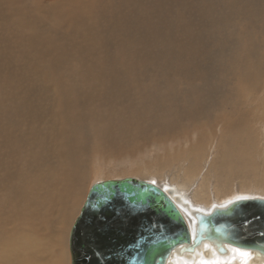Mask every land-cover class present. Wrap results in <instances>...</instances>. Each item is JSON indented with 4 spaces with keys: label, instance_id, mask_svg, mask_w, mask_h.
I'll use <instances>...</instances> for the list:
<instances>
[{
    "label": "bare ground",
    "instance_id": "obj_1",
    "mask_svg": "<svg viewBox=\"0 0 264 264\" xmlns=\"http://www.w3.org/2000/svg\"><path fill=\"white\" fill-rule=\"evenodd\" d=\"M45 1L54 2L55 23L49 25L51 21L39 13L26 22L39 38L48 40V47L40 50L43 59L32 60L42 68L44 76L34 86L30 84L32 90L26 88L19 96H9V107L3 104L0 112V124L13 123L16 127L10 132L0 131V142L15 156L4 164L18 167L0 176V216L9 218L10 222L5 224L8 228L13 226L12 231L17 234L21 233V222L35 219L23 202L24 196L32 204L53 203L54 219L60 220L61 230L54 231L51 237L45 234L37 239L45 244L58 242L62 249L55 253L54 260L47 259L49 254L42 256L34 251L25 255L15 250L4 264H68L64 248L69 238L66 231L70 232L68 226L84 193V186H78L80 176L86 181L90 174L92 144L123 153L134 142L148 141L158 132L164 134L178 129L181 118L185 119L183 123L189 122L187 125L208 124L210 118L219 127L210 125V131L201 137L193 131L195 143L191 144L194 145L180 153L172 148L173 153L162 163L161 153L160 159L152 155L155 158L151 160L141 156L140 161L132 160L136 164L132 166L131 176L171 187L194 208L205 212L237 197L264 198V0L155 1L164 4L146 0ZM37 10L50 16L44 10ZM0 16L6 17L4 21L10 19L3 13ZM186 18L202 25L191 43L184 38L188 29ZM182 40L186 42L180 44ZM214 53L219 54V61L210 58ZM239 53L245 55L246 63L237 71L232 64L235 58L239 59ZM10 62L2 63L0 57V65L8 67ZM137 66L143 70L137 71ZM130 75L131 78L152 75L166 88L179 82L186 86L184 93L187 94L192 93L187 86L197 85L209 96L191 97L188 105L181 104L178 98L177 103L159 109L149 106L153 110H147L148 99L137 97L151 85L149 82V86L145 85L144 78L129 83ZM50 91L54 92L51 96ZM112 96L123 100L113 105L108 100ZM21 97H26V102ZM228 97H235L236 106L230 111L232 119L221 120V110L217 114L213 111L221 109ZM26 105L30 107L28 117L24 116L28 111ZM135 107L139 112L134 111ZM8 108L12 109L13 116ZM257 116L261 120H253ZM156 120L161 122L160 127H155ZM249 122L256 134L252 138L241 135ZM18 128L25 131L20 132ZM233 129H236V148L232 147ZM131 130L136 133L130 134ZM87 136L90 137L84 139L86 153L85 146L78 145ZM237 143L251 146L242 148ZM75 151L77 156L84 155L80 162L73 158ZM234 155L236 159L232 158ZM127 159L130 160L129 156ZM132 161L129 163L133 164ZM109 178L118 176L103 179ZM252 194L258 196H246ZM3 196L7 199L6 206L2 205ZM19 203L23 206L20 212ZM184 216L191 229L185 212ZM3 232L1 240L8 236L0 224V234ZM228 248L226 256H219L212 249L211 258L205 259L200 251H195L190 260L181 259L180 263L175 260L174 264H246V255L241 256L234 247Z\"/></svg>",
    "mask_w": 264,
    "mask_h": 264
},
{
    "label": "water",
    "instance_id": "obj_2",
    "mask_svg": "<svg viewBox=\"0 0 264 264\" xmlns=\"http://www.w3.org/2000/svg\"><path fill=\"white\" fill-rule=\"evenodd\" d=\"M101 188L113 196L102 210L94 207ZM247 198L205 212L173 188L144 179L95 182L70 230L71 264H174L195 251L205 259L212 249L226 256L229 246L247 253L246 264H264V198Z\"/></svg>",
    "mask_w": 264,
    "mask_h": 264
},
{
    "label": "rangeland",
    "instance_id": "obj_3",
    "mask_svg": "<svg viewBox=\"0 0 264 264\" xmlns=\"http://www.w3.org/2000/svg\"><path fill=\"white\" fill-rule=\"evenodd\" d=\"M38 1L39 0H23L22 2H11V0H0V13H3V14L8 15L10 17L9 20L4 21V18H6V17L0 16V32H1L0 35L1 34L3 35V36H0L1 37V39H0V52H3V54L0 53V55H1L0 57L2 58V63H4V61H5V64H6L7 62L11 61L9 63L10 65L8 67L5 65H0V112L2 110L3 104L6 105L7 107H9L7 105L9 96H11V95L19 96L20 93L23 92L26 88L31 89L30 84H32L31 86H34L33 84H35L38 81V79H40L44 76L42 73V68H40L37 63H32V60L35 59L38 62V61L43 59L44 54H43V52H40V50H43V48L48 47V45H49V43L47 42L48 40L44 37H41V36L39 38L37 36V34L28 26V24L26 22H29V20L33 17V14L35 15V14L39 13V14L43 15L44 18L48 22L51 21L49 23V25L50 24L52 25V23L53 24L55 23L54 15H55V12L57 10H56V8H54V10L52 9V5L54 4V2H47L45 0H43V1L41 0V2H38ZM48 1H50V0H48ZM155 1L156 0H146V2H154L155 4H164L163 2L160 3V2H155ZM37 8L46 11L47 13L50 14V16H48L44 12L38 11ZM1 17H2V19H1ZM5 22L7 25L5 24ZM185 25L187 26L188 29L185 31L186 36L184 38H186V40L188 41L187 43H191V41H193V39H192L193 36L197 32L200 31V28L202 27V25L197 20L192 19L191 21H189L187 18H186ZM3 33H5V34H3ZM8 33H9V35L7 36ZM5 36H6V38H5L6 40L4 39ZM2 37H3L4 44L2 43ZM7 37H8V39H7ZM9 37H11V38H9ZM235 39H236V37H235ZM44 41H46V43ZM183 42H186V41L182 40L180 42V44ZM5 45L7 47H10V48H8V51H6L7 47ZM4 46L6 48L3 49L2 47H4ZM9 50L12 52H10ZM234 50H236V45L234 47ZM8 56H10V57H8ZM4 57H7L6 58L7 60L6 59L4 60ZM212 57L215 58L217 61H219V54L218 53H214L210 58H212ZM238 57H239V59H237V58L234 59V63L232 64V66L237 67L238 68L237 71H240V70H242V68L244 67V65L246 63V57L243 53H239ZM8 60H10V61H8ZM136 69H138L137 71H139V72H141L143 70V68L141 66H137ZM202 71H204V70H202ZM141 78H144L146 80V83H144L145 85H147L149 83H150L149 85H151V88L147 87L146 90L142 91V95H139L137 97V98L145 97L148 99V102L146 104L147 110H153V109H149V106H153V107H156V109H159L157 107L168 106V105L172 104V102L177 103V101H175V100H179V99H181V101L179 100L181 102V104L188 105V102L191 100V97H197L198 99H200V98L202 99V98H208V96H209L208 93H205L201 87L197 88L196 87L197 85L196 86H187V89L191 88L192 93H190V94L184 93L186 86L179 83V82H176V83L174 82L176 85H174V86L171 85L172 87L171 86L169 87V88H173L171 90L168 87L166 88L164 84H158L155 81L154 76H152V75L147 76V77L137 76V77H132V78L130 75V78H128V81L130 83L131 81L138 80ZM185 82L189 83V80H185ZM161 83H163V82H161ZM149 85H147V86H149ZM130 87H131V85H130ZM235 87H236V85H235ZM53 94H54V92H52V91H50L48 93V95H50V96ZM32 95L37 96V93H33ZM175 97H177V99ZM234 98L235 97H228L226 102L223 103L222 108L219 110L218 109L214 110L213 113L216 112L215 114H217L221 110V112L219 114L221 120L225 119V118L226 119H232V117L230 116V111L232 110L233 105L236 106V99L234 101ZM20 100L26 102V97H21ZM108 100L111 101L114 105L116 103H119L120 100H123V99H120L119 97L116 98V97L112 96V97H109ZM120 108L122 110L124 109L121 106H120ZM8 110L11 112V114L13 116L12 109L8 108ZM25 110H28V111H25L24 116L28 117L30 115V111H29L30 107L28 105H26ZM139 110L140 109H138L136 107L134 108L135 112H139ZM163 115H164V112L162 111L161 116H163ZM179 119H180V115H179ZM182 119L183 118H181L182 123L180 121H178V123H180L178 129L176 128L173 131L167 132L164 134H160V132H158V134H154L152 136V139L149 138L148 141L134 142V143H132V145L131 144L129 145L130 148H129V146H128V148H125L124 149L125 151L123 153L119 152L120 150L115 151L116 153L108 151L107 149L105 150V148L103 147L102 144H99L100 146L99 145L95 146V144H92L90 149H93V153H92L93 157H92L90 165L88 167L90 174H89V177L87 178L86 181L84 180L82 174L80 176L78 186L79 187L84 186V190H83L84 193H83V196L81 197L80 201L78 202L79 208L77 209L76 214L73 215V218H72V221L70 224L72 225L74 223L76 217L80 213V209H81V207H82V205L86 199L88 191L94 182L99 181V179H103V178H107V177H111V176H118V178H123L127 175H130V174H132V173H130V171L133 172L132 166L135 165L136 162L140 161L141 159H144L147 161V160H151L157 156V158H159V159L161 157V163H162L165 161V158L167 159L168 155L173 153V151L180 153V152L185 151L187 149L186 147H189L190 145H192V146L194 145V144H191L194 142V141H192V140H194V139H192L193 134H195V133H193V131L198 132L199 133L198 136L201 137V135H205L208 130L210 131V129H209L210 125L219 127V125L214 124L212 121L210 122L209 121L210 118H208V124L205 122H201L200 124L195 123L192 125L191 124L187 125V124H189V122L186 123L185 121H184L185 123H183V120H185V119H183V120ZM255 119H257L258 121L261 120L260 116L253 118V120H255ZM160 126H161V122L156 120L155 127H160ZM194 127H195V130H193ZM14 129H16V127L13 123L10 126H4V125L0 124V131L4 130L5 132H10ZM18 129L20 132L25 131V128H18ZM129 132H130V134L136 133L135 130H131ZM172 135L174 136V138ZM241 135L244 137H247V138H252V137L256 136V134L253 130V127H251V122H249L247 124V127L242 130ZM170 136H172V137H170ZM89 137L87 136V137L82 138L79 142V145H78V146L84 145L86 148V151H85L86 153L88 152V147H87L86 141L84 139L85 138L88 139ZM188 138L190 140L187 141ZM176 139H178L179 141ZM231 139H232V147L236 148V129L232 130ZM169 140H170V142H169ZM84 141H85V143H84ZM172 141H173V143L175 142V144H173ZM177 141H178V145H176ZM189 141H192V142H189ZM170 143H172V145ZM163 144H164V146H163ZM237 144L242 148L247 147V146H251L250 143H246L243 145H241L239 143H237ZM137 145H138V147H137ZM178 146L179 147L183 146L181 148L183 150L178 148ZM254 146H258V145L254 144ZM134 147L138 151H135ZM169 148L171 150H169ZM172 148H177V149L173 150ZM152 149H153V151H152ZM178 149H180V150H178ZM141 150L143 151V154L141 153ZM76 151L74 153L73 158L77 162H80L81 159L84 157V155L77 156ZM121 151H123V150H121ZM171 151H172V153H171ZM137 152H138V154H142V155H138ZM160 153H161V156L159 155ZM152 155H155V157L154 156L152 157ZM128 156L130 158L129 161L127 159ZM11 157H15V156L12 154L11 151H9V149L6 147V145L4 143L0 142V162L2 163V166L0 167V176L7 174V172L12 170V169H18V167L14 166V165L8 167L7 165L4 164ZM132 157H133V159H132ZM96 158H97V160L95 161L96 162L95 163L94 160ZM138 158H139V160H138ZM232 158L236 159V155L232 156ZM132 160L136 161L135 164ZM131 161L133 164L129 163ZM98 163H101V165H99ZM10 164L11 163H9V165ZM94 164L96 166H94ZM101 168H102V171H100ZM132 177L139 178V177L133 176V175H132ZM109 179H112V178H109ZM140 179H142V178H140ZM103 180H105V179H103ZM36 190H38V189H36ZM38 191L44 192L46 190H38ZM246 196H258V195L252 194V195H246ZM24 197H23V202H24V204H26L30 208L29 211L35 215V219H34V221H31V222H24V221L21 222L20 226H19V230L21 233L15 234L12 231L13 226L8 228L9 226L5 224V222H10L9 218L7 216H5L3 219V217L0 216V224L4 225V227L7 230V236H8L4 240H1V238H0V264H4L8 260L7 257L11 256V254L15 250H21L25 255L29 254L30 252H34V251H35L34 252L35 254H38L40 252V254L42 256L49 254L47 259L54 260L56 258L55 253H57L58 251H61V249H62L61 247H59L58 242L49 241L48 243L45 244L39 240L40 237H43V235L46 236L49 234L51 237L53 235L52 233H54V231L58 232L61 230L60 229L61 228L60 220L54 219V214H55L54 204L53 203L41 204L40 202L32 204L27 196H26L27 197L26 199H24ZM3 198H4V201H3L2 205L6 206V204H7V199H5L6 196H3ZM31 206H33V208H31ZM19 207H20V210H19V212H20L21 209L23 208L21 203H19ZM71 225L68 226L69 231H70ZM68 233L70 234V232L66 231L67 235H68ZM0 235L1 236L4 235V232ZM38 235H40V236H38ZM37 238H39V239H37ZM64 248L66 250L68 264H71V256H70V250H69V238L67 239V242L64 244ZM28 262L33 263V261H28Z\"/></svg>",
    "mask_w": 264,
    "mask_h": 264
},
{
    "label": "snow or ice",
    "instance_id": "obj_4",
    "mask_svg": "<svg viewBox=\"0 0 264 264\" xmlns=\"http://www.w3.org/2000/svg\"><path fill=\"white\" fill-rule=\"evenodd\" d=\"M113 199V196L105 189L101 188L97 194H96V203L94 205L95 208L97 209H103L104 207H107L109 205V203L111 202V200ZM244 199H248L247 197H237L235 201L230 200L228 201L227 204L224 205H219V206H213L214 209L219 207L222 210H228L230 205L235 204L237 201L239 200H244ZM141 200L143 201L144 198L143 196L141 197ZM146 203V201H144ZM136 207H142V204L140 202H134ZM234 251H239V249H235ZM241 256H245L247 255V253H240Z\"/></svg>",
    "mask_w": 264,
    "mask_h": 264
}]
</instances>
